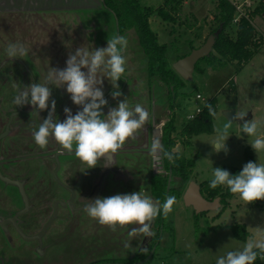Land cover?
Here are the masks:
<instances>
[{
  "label": "rangeland",
  "instance_id": "1",
  "mask_svg": "<svg viewBox=\"0 0 264 264\" xmlns=\"http://www.w3.org/2000/svg\"><path fill=\"white\" fill-rule=\"evenodd\" d=\"M164 1L142 0L154 9L162 6ZM217 3L218 0H184L175 23L165 22L157 16L150 19L159 41L168 46L167 56L172 66L180 56L191 52V42L196 47L205 42V36L216 25ZM257 5L255 2L254 8ZM14 10L40 13L21 14L13 13ZM0 11L8 12L0 16V60L2 54H7L9 43H22L28 49L24 59L40 73L37 82L41 84L46 83L45 72L50 68L64 69L69 55L75 54L78 48H103L107 46L108 38L118 35L114 16L102 6V0H0ZM252 22L262 45L249 62L243 65L229 63L216 69L202 62L200 69L194 71L192 80H184L183 88L176 94L167 85L150 78L146 58L137 40L131 34L123 35L128 40L124 53L126 71L117 81L118 89L108 78H103L102 90L108 101L102 108L103 114L106 116L109 109L116 108L126 99L130 108L141 104L150 113V119L154 114L156 127H163L170 117H174L177 128L174 151L195 161L192 181L198 184L211 180L214 168L243 167L247 147L252 149L256 163L264 164V151L256 153L250 144L256 137L241 132L239 125L242 127L243 121L229 118L232 111L235 114L245 112V120L257 121V136L264 138V14L253 15ZM228 32L235 38L237 27L230 26ZM59 90V95L67 98L63 93L66 85ZM114 91L121 95L113 98ZM212 101H215L216 108L212 119L213 132L195 135L189 139L191 143L186 144L188 137L182 135L181 129L190 122L188 116L197 108L204 110ZM65 107L70 108L73 115L82 110V106L75 105L68 97L55 109L60 122L66 119ZM228 119L232 122L226 141L228 151L215 152L209 143L215 138V128L222 127ZM7 123L0 115V132ZM138 133L139 137L136 135L127 140L115 154L111 165L106 167L107 162L99 169L83 166V171L76 170L81 176L74 182L76 185L68 178L74 170L68 169L66 157L60 158L63 166L58 173L59 180L52 176L50 168L43 169L46 167L40 157V165L38 161L37 167L31 171L35 180L25 188L30 209L22 215L24 233L33 236L41 231L53 214L54 198L64 201L70 196L66 188H70L69 184L75 187L76 203L60 206L58 216L41 240H27L10 223L0 229V264H86L114 257L133 258L134 255L135 258L145 256L136 264H216L219 257L229 251L242 250L250 240H264V200L245 204L238 195L216 209L201 213L187 206L183 197L178 199L167 216L169 228L161 233L160 244L152 256L155 246L148 253L141 248L153 237L147 243L143 234L129 235L139 225L117 226L116 231H112L88 217L83 209L75 211V204L87 205L97 198L139 191L155 201L151 177L158 173L155 168H159L163 175L166 169L162 159L151 158L150 146L143 149L139 146L144 140L143 128ZM11 142L7 137L3 138V157H9ZM1 166L9 174V167ZM0 182L3 184L0 211L21 209L24 202L19 188L1 179ZM236 223L246 226L251 235L248 240L235 237L232 226ZM152 230L157 233L158 227Z\"/></svg>",
  "mask_w": 264,
  "mask_h": 264
},
{
  "label": "clouds",
  "instance_id": "2",
  "mask_svg": "<svg viewBox=\"0 0 264 264\" xmlns=\"http://www.w3.org/2000/svg\"><path fill=\"white\" fill-rule=\"evenodd\" d=\"M128 40L125 36L113 35L107 40V46L94 50L80 47L75 54H70L64 69L50 68L45 84H30L25 90L18 91L13 99L15 105L23 107L30 104L37 112L49 108L52 90L50 84L56 87L66 85V91L75 105L82 110L75 115L71 109L64 108L66 119L63 122L55 119L56 102L51 100V110L33 132L34 142L40 149H45L49 138H53L61 151L74 153L87 169L94 168L101 159L106 165H111L115 154L123 148L126 141L135 138L136 134L150 120V113L139 103L130 108L127 100H123L116 108L109 109L105 116L102 108L108 104L102 90L103 78H108L114 88H119V81L126 71L125 51ZM9 58L24 57L28 49L19 42L9 43L6 48ZM82 69H86L82 70ZM121 95L119 91L112 93L113 98ZM210 115H215L211 105H208ZM246 113H236L234 119L243 121L241 132L248 137H256L250 144L256 153L264 151V138L257 136L258 122L245 120ZM194 117L189 116V119ZM232 122L228 119L222 127L215 128V138L209 143L213 151L227 153L226 141L230 136ZM153 160L166 158L175 161L178 154L165 151L161 140L153 138L149 148ZM160 173L159 168H155ZM226 186L233 195H238L245 204L264 200V164L248 162L242 171L231 175L223 168L213 169V178L209 183L212 189ZM176 197L168 195L163 204L141 191L131 194H116L106 198H97L85 205L83 211L100 225L116 231L117 226L139 225L133 228L130 236L137 233L144 237H153L152 222L161 214L165 218L172 212ZM259 250L264 259V240H250L242 250L229 251L217 259L216 264H254ZM143 251H147L144 249Z\"/></svg>",
  "mask_w": 264,
  "mask_h": 264
},
{
  "label": "trees",
  "instance_id": "3",
  "mask_svg": "<svg viewBox=\"0 0 264 264\" xmlns=\"http://www.w3.org/2000/svg\"><path fill=\"white\" fill-rule=\"evenodd\" d=\"M183 2L184 0H165L162 6L154 9L144 4L142 0H102V6L109 10L114 16L117 34L121 36L131 34L132 37L137 40L138 46L146 58L147 71L150 78L167 85L173 94H176L183 88L184 79L174 70L170 63L167 56L168 46L159 41L158 34L151 27L150 19L157 16L165 22L175 23L177 21L176 15L179 14ZM256 14H264V0L258 2V5L250 12L248 17L240 18L237 25H235L237 27L236 37L233 38L228 32V28L233 26L232 22L235 15V8L229 0H218L217 12L214 15L216 25L205 36V41L211 34H214L218 30L220 34L216 36L213 51L208 56L198 61L195 70L200 69V64L202 62L214 69L224 67L229 63L243 65L249 62L262 45L261 38L258 36V31L252 22V16ZM5 15L7 14L0 12V16ZM41 18L44 20L43 17ZM194 48H196V46L191 42L190 50ZM186 55L187 54H184L178 59ZM35 70L36 69H33L32 65L28 63L24 57L9 58L7 54H2V59L0 60V115L6 119V123L10 115L17 110L16 105L13 103V99L18 91L25 90L30 84H38L37 77L40 73H37ZM47 74L48 72L44 73L45 79ZM48 86L52 90L49 108L37 112L30 104H26L23 107L20 106L21 112L12 120L10 132L6 136L7 139L12 141L10 151L7 153L9 157H3V154L1 155L2 157L0 156V166L3 164L9 167L10 175L5 173L1 166L3 174L12 179L23 181L25 188L27 185H31L33 183L32 181L35 180V175H33L31 171L34 170L33 168L37 167L38 161L40 165V157H42V165L46 167L43 169L50 168L52 170V154L58 151V144L56 141H53L51 137L45 149H40L33 138V132L38 130L40 123L47 118L48 112L51 110V100L56 97L54 100L57 107L61 102L63 103L65 99L70 97V94H66L67 91L63 92L67 98H64V95L61 97L59 95L60 87H56L52 84ZM209 104L215 112V101ZM208 105L201 113V116L183 126L181 133L188 137L186 144H190L191 142L189 139L195 135L213 132V115H210ZM56 115L55 113V119H57ZM5 127L6 125L0 133L5 130ZM175 132H177L176 121L174 117H170L163 127L161 143L165 151L178 154V158L175 159L174 163L169 162L166 158H162L167 174L153 175L151 180L152 195L155 201L159 200L161 204H163L168 195H174L176 201L183 197L185 189L189 182L192 181V173L196 165L193 159L181 156L179 152L174 151L177 144ZM23 140H25V142ZM2 141L3 139L0 141L1 149ZM44 162L45 164H43ZM248 162L256 163L253 151L250 147L245 149L244 165ZM223 169L229 171L231 175H236L242 171L243 167L223 166ZM170 171L172 172V184L170 190L167 191ZM210 181L211 180H204L200 183L202 194L208 200L220 198L221 204L224 205L229 199L235 196L226 186H218L215 189L210 188ZM22 207H24V204ZM18 210H20V208L13 211L11 210L10 212H0L2 216L6 218L14 215ZM23 219L24 216H21V224ZM167 222L168 218H165L163 214L154 220V224L158 227V230L153 237L152 248L153 246L158 248L159 244L157 243L161 233L164 229L169 228ZM232 230L235 237L242 241L248 240L251 236L250 232L243 224H234ZM152 248L148 251L150 252ZM257 252L258 256L254 264H260V253L258 250ZM143 257L145 256L107 261L100 260L86 264H136V261Z\"/></svg>",
  "mask_w": 264,
  "mask_h": 264
},
{
  "label": "water",
  "instance_id": "4",
  "mask_svg": "<svg viewBox=\"0 0 264 264\" xmlns=\"http://www.w3.org/2000/svg\"><path fill=\"white\" fill-rule=\"evenodd\" d=\"M219 34H220L219 30L214 34H211L201 46L192 49L189 54H187L184 57H181L173 64L174 70L184 80L186 81L192 80L196 64L198 63L199 60L208 56L213 51L216 36H218ZM16 107L17 110L10 115L9 122L6 125L5 130L2 133H0V141L9 134L12 120L16 115H18L21 112V107L18 105H16ZM234 116H235L234 111L229 113L230 120H236L234 119ZM59 153L60 151L57 153L56 157H58ZM0 156H1V148H0ZM57 162H58V167L55 171V176L57 180H59L58 170L60 165L58 158H57ZM0 179L5 183H9L17 186L21 192L24 202V207L22 209L16 211L14 215L4 218L0 222V229L5 228L10 223L14 226V228H16L17 232L27 240H41L45 235V233L47 232L49 226L54 222V220L58 216L60 206H64V207L73 206L75 202L76 192L73 189L64 186L67 188V190H69L72 193L71 199L66 202L61 199L55 200L54 212L50 220L43 226L40 232H38L33 236H27L21 227V216L26 212H28V210L30 209V203H29L28 195L26 193L25 184L21 180L12 179L8 176H5L1 170V166H0ZM171 184H172V172L170 171L167 191L170 190ZM183 200L187 206L193 207L196 213H201L207 210L216 209L221 204L220 198H215L214 200H208L207 198H205L204 195L202 194L200 184H198L195 181L189 182L187 188L184 191ZM154 251L155 248L151 252L150 256H152V253Z\"/></svg>",
  "mask_w": 264,
  "mask_h": 264
},
{
  "label": "flooded vegetation",
  "instance_id": "5",
  "mask_svg": "<svg viewBox=\"0 0 264 264\" xmlns=\"http://www.w3.org/2000/svg\"><path fill=\"white\" fill-rule=\"evenodd\" d=\"M156 118V116H154V114H152V117H151V119H150V122H148L144 127H143V138H144V140L142 141V143L139 145L142 149L143 148H145V147H148V146H150L151 145V143H152V140H153V138L154 137H156V138H158L159 137V139L161 140V138H162V136L161 135H163V127H164V125L165 124H163V127H160V126H158V127H156V126H154V125H156L155 123V119ZM182 130V129H181ZM138 137L140 136V134L139 133H137L136 134ZM127 147H129V145H127ZM60 151V153H59V155H58V157H56V155H57V153ZM74 153H72V154H69L67 151H61L60 150V145H58V151H56L54 154H52V171H51V174H52V176L53 177H55L56 178V176H55V171H56V169H57V167H58V162H57V158H58V160H59V165H60V167H59V170H58V173H59V171H60V169L62 168V161H60V158L63 156L64 158L66 157V159H67V162H68V164H69V166H68V169H70V170H74V173L73 174H71L70 176H68V178H69V180H70V183L71 184H75L76 185V183H74V182H77L78 180H79V177H81L80 176V173H78V172H76V170H84V169H82V167L84 166V168H86L87 167V165L86 164H84V163H82L78 158H76V157H74V156H72ZM72 157H74V158H72ZM152 158V157H151ZM161 160V159H160ZM162 161V163H163V160H161ZM154 163H155V161H153ZM107 163V161L106 160H104V159H101L99 162H98V165L96 166L97 167V169H99V168H101V167H103V166H105V164ZM163 168L165 169V167H164V164H163ZM64 169H66V167L64 168ZM166 171V170H165ZM69 174V173H68ZM166 174H167V171H166ZM166 174H164V175H166ZM154 175H163L162 173H155ZM151 180H152V177H151ZM151 183H152V181H151ZM77 185H79V184H77ZM168 185V184H167ZM69 186H70V188L71 189H73V188H75V187H72L73 185H70L69 184ZM74 190V189H73ZM75 191V190H74ZM69 197L66 199V200H64L65 202L66 201H68V200H70L71 199V197H72V193L69 191ZM56 198L57 197H55L54 198V200H56ZM53 200V201H54ZM62 200V199H61ZM75 200H76V198H75ZM53 209H54V207H53ZM54 212V211H53ZM155 227H157L155 224H154V221L152 222V229H154ZM155 232V235H156V231H154ZM161 236V235H160ZM154 237V236H153ZM147 240V241H146ZM148 241H149V237H146V239H145V242H147L148 243ZM152 241H153V239H152ZM152 241L147 245L146 244V246H145V244L144 245H142V250L143 249H147V251L150 249V248H152V245H153V243H152ZM152 244V245H151ZM157 244H160V237H159V241H158V243ZM155 249H156V246H155ZM146 251V252H147ZM134 257H135V255H134ZM133 257V258H134Z\"/></svg>",
  "mask_w": 264,
  "mask_h": 264
},
{
  "label": "built area",
  "instance_id": "6",
  "mask_svg": "<svg viewBox=\"0 0 264 264\" xmlns=\"http://www.w3.org/2000/svg\"><path fill=\"white\" fill-rule=\"evenodd\" d=\"M235 8V15L233 18V26L237 25L240 18L248 17L250 12L254 9V3H258L260 0H229ZM203 109L197 108L195 113L190 114L189 116L194 117L193 119H189L188 121H192L195 118L199 117Z\"/></svg>",
  "mask_w": 264,
  "mask_h": 264
},
{
  "label": "crops",
  "instance_id": "7",
  "mask_svg": "<svg viewBox=\"0 0 264 264\" xmlns=\"http://www.w3.org/2000/svg\"><path fill=\"white\" fill-rule=\"evenodd\" d=\"M18 3V2H17ZM7 5H8V2H7ZM30 6V5H29ZM33 8V7H32ZM15 11H17L18 12V10H14V11H12L13 13H17V12H15ZM33 11H35V10H23L22 12H18V13H21V14H28V13H31V12H33ZM39 11V10H38ZM57 11V10H56ZM0 12H2V13H6V14H8V12L7 11H0ZM41 12H46V11H41ZM33 13H40V12H33ZM1 183V182H0ZM1 186H3V184H0V192L3 190V189H1ZM0 197H2V194H0ZM75 203H76V200H75ZM88 205V204H87ZM84 204H81V205H78V204H75V211L76 210H80V209H84ZM0 215L2 216V214H1V212H0ZM3 217V216H2ZM5 217H3V219H4ZM2 221V220H1ZM248 230V229H247ZM259 251V250H258ZM114 259H122V258H118V257H114L113 259H105V260H101V261H107V260H114ZM260 264H264V259H262L261 258V256H260Z\"/></svg>",
  "mask_w": 264,
  "mask_h": 264
}]
</instances>
